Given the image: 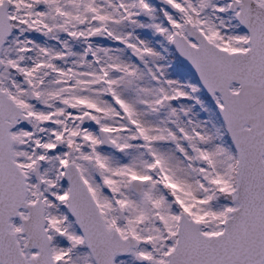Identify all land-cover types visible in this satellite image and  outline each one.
Wrapping results in <instances>:
<instances>
[{"label": "snow or ice", "instance_id": "snow-or-ice-1", "mask_svg": "<svg viewBox=\"0 0 264 264\" xmlns=\"http://www.w3.org/2000/svg\"><path fill=\"white\" fill-rule=\"evenodd\" d=\"M0 264H264V0H0Z\"/></svg>", "mask_w": 264, "mask_h": 264}]
</instances>
